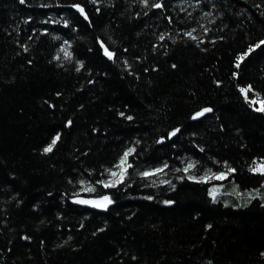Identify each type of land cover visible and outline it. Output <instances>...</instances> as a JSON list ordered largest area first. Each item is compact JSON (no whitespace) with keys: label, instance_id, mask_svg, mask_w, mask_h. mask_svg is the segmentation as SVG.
Returning <instances> with one entry per match:
<instances>
[{"label":"trees","instance_id":"1","mask_svg":"<svg viewBox=\"0 0 264 264\" xmlns=\"http://www.w3.org/2000/svg\"><path fill=\"white\" fill-rule=\"evenodd\" d=\"M262 42L264 0H0V264H264Z\"/></svg>","mask_w":264,"mask_h":264},{"label":"water","instance_id":"2","mask_svg":"<svg viewBox=\"0 0 264 264\" xmlns=\"http://www.w3.org/2000/svg\"><path fill=\"white\" fill-rule=\"evenodd\" d=\"M74 204L82 207L91 208L97 211H104L110 206V201L105 197L100 198H87V197H76L73 201Z\"/></svg>","mask_w":264,"mask_h":264},{"label":"snow or ice","instance_id":"3","mask_svg":"<svg viewBox=\"0 0 264 264\" xmlns=\"http://www.w3.org/2000/svg\"><path fill=\"white\" fill-rule=\"evenodd\" d=\"M21 2H23V0H21ZM157 7H159V5H157ZM262 43H264V42H262ZM259 46V45H258ZM105 55H108L109 56V58H111V52H109L107 49H105ZM240 59H242V57L240 58ZM205 112H208V111H211L210 109H205L204 110ZM197 115H203V113H198ZM129 119H131V117H129ZM175 133H173V135H174ZM56 139H59V137H57ZM56 139H54L53 141H52V145H55V143H56ZM52 150V148H51V146H49V147H47V148H45L44 149V151L45 152H50ZM129 155V153H124V159H122L121 160V165H123L124 163H125V160H126V158H127V156ZM118 167H119V165H118ZM189 167H191V165H189ZM253 170H255V169H253ZM112 175L113 176H115L116 175V173L115 172H113L112 173ZM144 175H148V173H144ZM105 200H107V197H105Z\"/></svg>","mask_w":264,"mask_h":264},{"label":"rangeland","instance_id":"4","mask_svg":"<svg viewBox=\"0 0 264 264\" xmlns=\"http://www.w3.org/2000/svg\"><path fill=\"white\" fill-rule=\"evenodd\" d=\"M124 170H125V165L120 164L119 168L114 171L116 175L115 176L111 175V178L107 182V185L115 184L118 180H120Z\"/></svg>","mask_w":264,"mask_h":264}]
</instances>
